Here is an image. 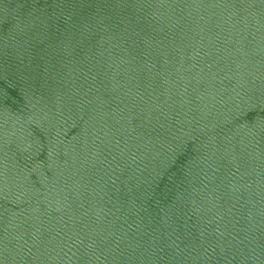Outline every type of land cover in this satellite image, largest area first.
<instances>
[{
    "label": "water",
    "instance_id": "95a60500",
    "mask_svg": "<svg viewBox=\"0 0 264 264\" xmlns=\"http://www.w3.org/2000/svg\"><path fill=\"white\" fill-rule=\"evenodd\" d=\"M0 264H264V0H0Z\"/></svg>",
    "mask_w": 264,
    "mask_h": 264
}]
</instances>
